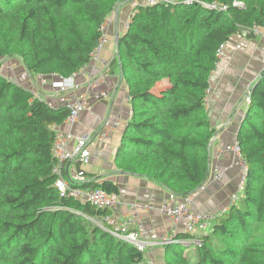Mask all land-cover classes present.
<instances>
[{"label":"trees","instance_id":"obj_1","mask_svg":"<svg viewBox=\"0 0 264 264\" xmlns=\"http://www.w3.org/2000/svg\"><path fill=\"white\" fill-rule=\"evenodd\" d=\"M205 1L226 9H207L195 0L154 5L0 0V61L16 59L31 76L75 74L91 62L99 25L112 11L136 2L111 62L119 65L131 109L113 163L184 197L208 174L216 129L205 100L216 50L253 23L264 27V0H237L243 9L232 6L235 0ZM5 64H0V264H149L145 253L92 222L108 210L58 196L52 125L62 124L69 109L52 107L10 80L15 67ZM258 77L236 136L247 168L243 197L215 215L198 244H189L181 232L179 242L162 246L163 264H264V70ZM75 166L82 169L79 161ZM84 171L82 188L118 193L115 182Z\"/></svg>","mask_w":264,"mask_h":264},{"label":"crops","instance_id":"obj_2","mask_svg":"<svg viewBox=\"0 0 264 264\" xmlns=\"http://www.w3.org/2000/svg\"><path fill=\"white\" fill-rule=\"evenodd\" d=\"M136 2L144 3L145 0ZM126 7L124 11H122L124 8L113 11L114 16L106 26L108 43L100 50L96 61L90 62L76 72L74 88L63 91L53 88L52 83L57 79L55 75L31 76L27 72L24 78L20 77L21 73L26 71L21 64L14 69V78L23 87L39 94L41 99L46 100L52 107L68 106L69 99L74 100L80 93H87L89 110H82L76 121L63 123L60 127L73 135L89 137L93 144L89 148L91 153L88 163L80 166L94 177L115 182L118 186L116 195L119 199L117 210L125 213L127 206L135 203V209L129 212L131 228L143 232L145 236L155 241L170 231L177 234L182 232L183 221L174 224L172 218L163 214L160 208L170 198L180 201L183 197L173 196L165 187L154 181L123 173L113 163L116 147L131 110L126 85L120 80L119 65L117 62L111 63L116 52L114 36L116 34L120 36L125 32V21L130 14V9ZM261 41L262 35L246 36L242 32L232 34L224 43L223 53L216 59L215 67L210 73L205 110L210 125L216 131L210 144L206 182L192 194L190 208L195 212L207 211L214 215L225 212L232 203L231 194L237 192L242 180L235 155L232 152H224L217 156L216 150L221 145H230L236 141L240 122L246 113L247 90L264 70L259 59ZM15 62L17 63L16 60ZM88 82L91 88L88 87ZM121 86L124 88L123 97L118 94ZM100 92H104L106 97H97L96 94ZM111 118L118 119V125L102 134V126ZM116 130L120 133L116 134ZM114 138L117 141L115 145L112 143L110 150L108 146ZM214 167L218 168L219 178L213 177ZM64 170L65 175L72 174L77 170L75 162L67 163ZM146 254L147 263L161 264L160 246L148 248Z\"/></svg>","mask_w":264,"mask_h":264},{"label":"built area","instance_id":"obj_3","mask_svg":"<svg viewBox=\"0 0 264 264\" xmlns=\"http://www.w3.org/2000/svg\"><path fill=\"white\" fill-rule=\"evenodd\" d=\"M171 0H145V4L154 5L158 4V2L169 3ZM202 4L203 7L209 9H219L225 10L226 6H220L216 1L206 2L205 0H195ZM189 3V1H187ZM232 6H236L239 8H244L245 5L241 1H233ZM114 16L113 11L110 15L99 25L98 30L100 31V36L98 42L95 46L94 51L91 55V63L98 59V54L104 45L108 43L107 39V30L106 26L110 20H112ZM130 17H128L125 21V26L128 25ZM251 33L253 35H262L261 46L259 48V59L262 61L263 69H264V31H262V27L253 23L249 27L243 29L242 34L246 35ZM223 45H221L216 50V58L220 57L223 53ZM103 63L104 61L101 60ZM76 74V73H75ZM72 74L67 77L60 76L56 80L53 81L52 86L58 91L68 90L75 87L74 76ZM10 80L16 82V79L13 77H9ZM88 87L91 88V84L88 82ZM208 92V90H207ZM249 89L247 90L245 101L246 104L249 101L248 94ZM37 96L39 94L36 93ZM207 95V93H206ZM87 93H80L74 100L69 99L68 109L69 113L63 123H72L77 120L78 114L82 110H89V105L87 102ZM97 97H106L104 92H100L96 94ZM207 103V96H206ZM62 123V124H63ZM118 125V119H110L105 121L102 126V134L115 128ZM60 125H52V129L55 133V138L52 143V156L54 158V163L52 167V173L55 175L54 186L58 193V196L62 198H72L74 200H81L84 202H89L94 208L101 210H108V213H104L96 217L95 219H91L92 222L103 229L105 232L109 233L112 236L119 237L129 244L134 245L138 250L146 253L148 248L158 245L160 247L169 243L179 242V238H177V233L175 231H170L169 233H165L158 240H152L149 237L145 236L143 232L139 230L132 229L131 217L129 216L130 210H134L136 205L135 203H130L127 206V211L125 213L119 212L117 210L119 199H117V195L115 193H107L101 188H95L94 190L84 189L78 184L80 182L86 180L84 169L75 170L70 175H65L64 168L67 163L80 162V164H87L88 158L90 156L91 150L89 149L92 146L93 142L89 139L88 136L83 135H73L69 131H64L61 129ZM224 152H232L235 155L236 161L239 163V168L242 175V180L238 185L237 192L244 190L245 184V173H246V165L240 155V145L235 141L230 145H221L216 150V155L221 156ZM213 177L219 178L220 173L217 167L213 169ZM78 185V186H77ZM237 192L231 194V202H236L239 197L237 196ZM193 194V193H192ZM192 194L184 196L180 201L174 200V198H170L169 201H166L160 208V211L172 218L174 224L180 223L183 221L182 232L187 234V240L190 243L198 244L199 236L206 231L209 227L211 221L215 218V215L211 212L207 211H198L195 212L191 210L192 204ZM182 242V240H181ZM149 264H156L155 262H149Z\"/></svg>","mask_w":264,"mask_h":264},{"label":"rangeland","instance_id":"obj_4","mask_svg":"<svg viewBox=\"0 0 264 264\" xmlns=\"http://www.w3.org/2000/svg\"><path fill=\"white\" fill-rule=\"evenodd\" d=\"M135 3H136V2H134V3L129 2V3H127V7H126V6H124V7H126V8L129 9V8L133 7V6L135 5ZM124 7H122V8H124ZM128 9H127V10H128ZM124 10H126V9H125V8L122 9V11H124ZM15 60H16V59H12V58L2 59V60L0 61V64L6 63L5 65H8L7 67H12V68H13V65H14L15 68H18L19 66H17V65H20V62H19L18 60H16V61H17V63H16ZM8 62H10V63H8ZM1 69H2V68L0 67V71H1ZM6 72H8V68H6ZM25 73H27V71L21 73L20 77L23 76V78H24V77L26 76ZM17 81H18V80H17ZM123 89H124L123 86H121L120 89H119V91H118V94H120V97H123V93H124V92H123ZM111 119H114V118H111ZM120 122H121V125H122L123 120L121 119ZM120 128H121V126H120ZM119 130H120V129H119ZM119 130H116V134H119V133H120ZM116 141H117L116 138H114L113 141L110 143V145L108 146V148H109L110 150H111V148H112V145H113V144H114V145L116 144ZM112 143H113V144H112ZM100 166H101V165H100ZM237 196L239 197V199H241V198L243 197V192H242V190H240V191L237 192ZM239 199H238V200H239ZM238 200H237V201H238ZM237 201H236V202H237ZM206 230H207V229H206ZM189 244H192V245H193V243H189ZM192 245H190V246L187 245L186 248H188V249H193V248H192ZM144 255H145V259L148 258V255H147L146 253H145ZM160 262H161V264H163L162 261H160Z\"/></svg>","mask_w":264,"mask_h":264},{"label":"water","instance_id":"obj_5","mask_svg":"<svg viewBox=\"0 0 264 264\" xmlns=\"http://www.w3.org/2000/svg\"><path fill=\"white\" fill-rule=\"evenodd\" d=\"M118 38H119V36L116 34V35L114 36V45H115V46H117V40H118ZM213 140H214V137H212L211 143L213 142ZM211 143H210V144H211Z\"/></svg>","mask_w":264,"mask_h":264}]
</instances>
